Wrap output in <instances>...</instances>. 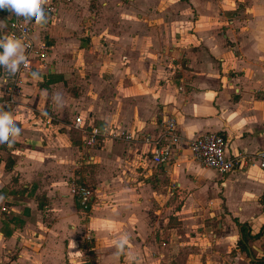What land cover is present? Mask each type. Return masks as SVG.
I'll return each mask as SVG.
<instances>
[{"label": "crops", "instance_id": "0c3cea01", "mask_svg": "<svg viewBox=\"0 0 264 264\" xmlns=\"http://www.w3.org/2000/svg\"><path fill=\"white\" fill-rule=\"evenodd\" d=\"M224 1L236 10L217 25L209 0H47V23L30 21L46 73L10 103L0 89L21 128L0 145V264H264V235L239 249L235 223H264V0ZM7 27L0 10V38ZM76 114L131 131L171 117L181 138L154 164L138 142L83 146ZM206 132L247 163L220 173L192 158ZM71 180L92 188L88 213Z\"/></svg>", "mask_w": 264, "mask_h": 264}, {"label": "built area", "instance_id": "2783aa9c", "mask_svg": "<svg viewBox=\"0 0 264 264\" xmlns=\"http://www.w3.org/2000/svg\"><path fill=\"white\" fill-rule=\"evenodd\" d=\"M3 11L8 16V27L4 37L15 36L20 38L25 46V55L28 60L27 67L21 65L15 75H9L6 69L0 67L1 94L10 103L28 74L37 72L42 77L46 73L49 67L48 45L44 41L36 43L33 40V27L30 20L18 17L8 10ZM71 126L79 131L83 146L88 148L105 140L138 142L144 147V158L154 164H162L172 159L177 143L181 138L177 123L171 117L161 118L152 130L147 131H131L125 127L111 124L100 126L89 119H84L79 114L74 116ZM225 147V138L217 132H206L188 140V148L192 158L220 173L238 169L247 163L246 154L238 152L232 156H227ZM254 157L259 161L261 169L264 170V152L258 151ZM69 184L81 210L88 213L93 200L92 188L84 183H76L74 180H71Z\"/></svg>", "mask_w": 264, "mask_h": 264}, {"label": "clouds", "instance_id": "9594fccd", "mask_svg": "<svg viewBox=\"0 0 264 264\" xmlns=\"http://www.w3.org/2000/svg\"><path fill=\"white\" fill-rule=\"evenodd\" d=\"M47 0H0V10H8L15 13L18 17H24L27 20H35L37 25L43 26L47 23V16L44 5ZM0 67L6 69L9 75H15L21 65L27 67L28 60L25 55V46L20 38L15 36H5L0 38ZM34 78L39 73L33 72ZM6 83V80H5ZM21 128L17 126L10 112L0 107V145H7L9 148L16 143ZM3 197H0L2 200ZM128 244V237L124 236L116 241L115 246L123 254L125 246Z\"/></svg>", "mask_w": 264, "mask_h": 264}, {"label": "rangeland", "instance_id": "374dc122", "mask_svg": "<svg viewBox=\"0 0 264 264\" xmlns=\"http://www.w3.org/2000/svg\"><path fill=\"white\" fill-rule=\"evenodd\" d=\"M243 1V0H240ZM245 2V1H244ZM228 3L224 0H209L205 5L204 18L206 21L213 20L217 25H219L221 19L229 20L231 16H234L233 12L235 9H229L227 6ZM237 5V4H236ZM243 7V4H240V8ZM223 11V12H222ZM245 18V17H244ZM242 21V18H239Z\"/></svg>", "mask_w": 264, "mask_h": 264}, {"label": "trees", "instance_id": "16d2710c", "mask_svg": "<svg viewBox=\"0 0 264 264\" xmlns=\"http://www.w3.org/2000/svg\"><path fill=\"white\" fill-rule=\"evenodd\" d=\"M262 202L264 204V193L262 195ZM235 223L237 224L239 230V239L237 241L236 247L239 249L245 250L247 249V243L250 239H254L264 235V223L260 226L257 232L251 233L250 227L247 222H240L235 219Z\"/></svg>", "mask_w": 264, "mask_h": 264}]
</instances>
